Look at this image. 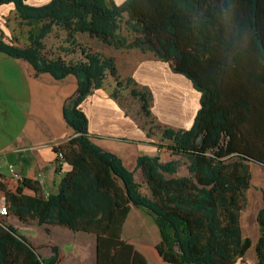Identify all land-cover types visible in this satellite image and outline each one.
<instances>
[{
    "label": "trees",
    "instance_id": "trees-1",
    "mask_svg": "<svg viewBox=\"0 0 264 264\" xmlns=\"http://www.w3.org/2000/svg\"><path fill=\"white\" fill-rule=\"evenodd\" d=\"M14 4L31 30L28 44L0 37V53L30 64L37 75L78 80L64 116L76 138L56 148L71 168L58 191L41 194L37 183L22 185L36 195L6 192L10 213L23 222L58 224L74 232L120 240L133 208L149 213L160 233L156 250L167 264H237L252 247L242 233L252 174L249 163L264 166V137L250 133L254 109L264 96V0H52L35 7ZM123 24L135 35L123 33ZM67 36L62 54H46V39L55 31ZM120 50L151 53L186 77L201 95L190 129L160 124L153 114L154 96L132 77H123L116 58L95 51L80 37ZM78 53L76 58L67 54ZM111 78L113 99L131 115L123 92L137 103L133 116L149 138L169 142L174 158L141 156L138 167L152 197L143 195L134 175L113 153L94 144L84 101ZM263 97V98H262ZM166 147V146H163ZM185 167L186 175H180ZM5 186L0 181V189ZM10 215V214H9ZM260 237L256 264H264V208L257 214ZM178 251L176 250V248ZM40 260L36 249L17 231L0 227V264H56Z\"/></svg>",
    "mask_w": 264,
    "mask_h": 264
},
{
    "label": "crops",
    "instance_id": "crops-1",
    "mask_svg": "<svg viewBox=\"0 0 264 264\" xmlns=\"http://www.w3.org/2000/svg\"><path fill=\"white\" fill-rule=\"evenodd\" d=\"M50 1L25 0L31 6H41ZM11 15H13L14 21L18 23L15 29L12 28V33L9 25ZM0 29L9 35V38L4 39L5 42L13 43L17 46H26L28 44V31L31 29L18 17L14 4L0 5ZM13 33L16 36H12ZM120 52L124 53V50H120ZM130 52L133 53V56H126L122 61L116 55H107L116 58L119 71L123 77L130 76L134 78L140 87L153 89L152 80H146L141 77L143 75V72L140 71L142 70V64L146 70L156 69L159 71L163 69L166 76L174 77L177 82H186L188 84L189 87H186L187 91L185 92L190 94L192 97L189 98H193L196 103V112L188 123L182 121L183 119L180 120V118H178V121L177 119L174 121L169 114L159 112L154 94L152 111L160 124L164 126L176 129H190L200 109V93L194 89L190 81L186 80L182 75L175 74L170 65L159 61V59L157 60L153 54V59L146 61L145 59L150 56L142 55L139 50H131ZM0 55H5L6 57L0 56V60L13 59L16 61L14 63L23 70V79L26 78L28 89V106L27 109H24V121L16 135L10 138L7 134V129H2L4 124L0 123V135L1 137L2 134L4 135L3 138L0 137V181L5 186L0 189L1 206L7 204V191L17 193L19 188H22L24 195H36L32 189L22 185L24 181L37 183L41 194L45 196L58 191L61 180L71 168L59 158L56 148L77 136L65 119L64 107H66L67 100L78 91V80L75 76H69L62 81H58L53 75H37L30 64L11 58L3 53H0ZM124 60L125 62H123ZM114 89V82L108 87L106 82L103 89H97L82 104V109L89 119V136L92 142L104 151L118 156L128 170H136V173L141 172L142 175L143 173L138 167V159L141 156L159 157L161 162L164 163L171 161L174 156L171 155V152L166 147H163L166 142H162L160 136L148 137L147 133L135 121L136 119L131 115H127L122 110L121 104L113 99L112 93ZM183 94L185 93H182V96ZM186 98L189 102V98ZM171 111V113H176V117L183 115V112H178V109L171 108ZM164 115L167 117L169 115L171 124L164 118ZM249 165L252 180L248 193L250 195L256 193V197H254L261 204L257 210H254L251 203L249 205L248 194L247 210L251 208V216L255 224H253V219L251 220L252 223L243 221L244 214L248 212L246 211L242 214L241 225L243 237L252 240V247L244 259L250 254L249 258L253 264H256L255 247L260 237L259 226L256 221L257 214L264 208V166L256 162H251ZM10 166H13L21 175V181L12 176ZM256 169H260L263 172H259ZM142 178L145 181L144 176ZM146 215L153 222L152 217L146 214L143 209L133 208L126 221L120 240L74 232L58 224L41 226L36 220L23 222L20 217L12 213L6 217L0 216V227L7 225L17 231L22 238L34 246L40 260L44 262L57 258L56 264H113L120 260L124 262L126 258H133L139 264H152L151 259L154 256L160 261L163 260L156 250V246L160 244V233L153 222L159 233V242L153 249L150 242L145 239L148 238L147 232H144V224L147 222ZM142 216H145V219ZM135 220L137 222L140 221L137 225L141 229H136V232H133V238L127 237L129 226H137L132 224ZM139 237L144 239V241L130 242L132 239L133 241L141 240ZM126 241H128L129 245H125ZM131 245L132 248L130 247ZM162 264L167 263L162 261Z\"/></svg>",
    "mask_w": 264,
    "mask_h": 264
},
{
    "label": "rangeland",
    "instance_id": "rangeland-1",
    "mask_svg": "<svg viewBox=\"0 0 264 264\" xmlns=\"http://www.w3.org/2000/svg\"><path fill=\"white\" fill-rule=\"evenodd\" d=\"M113 1L117 5H121L127 0H123V1L113 0ZM47 4H44V5H47ZM44 5H41V6H44ZM35 7H40V6H35ZM11 17L9 18L10 19L9 25L11 26L10 32L12 33L13 31L12 28L15 29L18 23L14 21L15 19H13V15H11ZM123 26H124L123 27L124 35L130 39H134L135 35L129 32L127 30V27L124 24ZM8 36H9L8 34H6L3 30L0 29V37H2L3 39H6V38H9ZM12 36H16L15 33H13ZM66 38L67 36L64 32L55 30L46 39V44H47L46 54L50 57H55L57 55L62 54L61 50L63 46L65 45ZM79 41H81L82 44L88 45L89 47L93 48L95 51H101L105 54L116 55L117 57H119V60L121 61L126 56H133L132 55L133 53L130 52L131 50L130 51L124 50V53H122L112 47L104 46L98 41L89 39L87 36L80 37ZM143 54L146 56H150V57H147V59H145L146 61L152 60L154 57L151 53H143ZM67 55L69 58H76V56H78V53H75V54L71 53ZM0 56L5 57V55H0ZM14 62L16 61H14L13 59L0 60V123L4 124L2 129H7V134L10 138L16 135V132L19 130L20 125H22L24 121V109H27V106H28L27 81H26V78L23 79L24 77L23 70L20 69L18 65L15 64ZM123 62H125V60ZM141 69L142 70L140 71L143 72V75H141V77L142 78L144 77V79L146 80L151 79L153 82L151 83L153 89L151 90L149 87L148 88L155 95V102L157 103L156 105H158V108H159L158 111L161 113L163 112V114H169L174 121L176 119L178 121V118H180V120L183 119L182 121H184L185 123H188L192 119V115H194L196 112L195 100H193V98L190 99L192 96L188 94L187 92H185L187 91L186 87H189L188 84L186 82L185 83L177 82V80H175L174 77L166 76L163 69L159 71L156 69H152V70L148 69L150 71L149 73L148 70L144 69L143 64H142ZM184 78L188 80L186 77ZM112 82H114L113 79L109 78L107 80V87L110 86ZM182 93H185V94H183L182 96ZM123 96L125 97L126 104H127L126 106L128 107L131 113V116L132 117L135 116L136 111L138 110V106H137V103L131 99L129 89L123 92ZM186 97L188 98L190 97L189 102L187 101ZM260 105H261L260 107H257V109H254L253 116L251 117V123H250L251 124L250 133L252 134V137H253V139L251 140L256 141V142H261L262 141L261 139H263L264 137V98L261 101ZM171 108L178 109V112L179 111L180 113L183 112V115L176 117V113H171L172 112ZM168 117L164 115V118H166V120L170 123L169 119L171 118L170 117L168 118ZM171 128L176 129L174 127H171ZM3 137L4 135L2 134L1 138ZM169 144H170L169 142H166L164 146H166L167 148ZM255 168H258V167H255ZM256 170L257 171L259 170V172L261 171L260 169H256ZM130 172L133 173L136 182L140 184L141 193L151 198L152 197L151 191L146 181L143 180L142 178L143 175L141 174V172L136 173V170L130 171ZM186 174H187L186 168L182 167L180 170V175H186ZM253 177H254V172H253ZM255 194L256 193H254L253 195L249 194V205L251 203V205L253 206V209L257 210L258 206H260L261 203L255 198L256 197ZM246 211L248 212L244 214L243 221L245 223L246 222L250 223L251 220L253 219L251 216L252 214L251 208L249 210L246 209ZM145 213L149 214L147 213V211H145ZM142 218L145 219V216H142ZM146 221H147L146 224H144V232H147L148 238H145V239L148 240L151 244V247L155 249V245L159 242V233L148 215H146ZM137 223H140V221L137 222L135 220L132 224L137 225ZM253 224H255L254 219H253ZM136 229H141V228H139V225H137L136 227H133L132 225H130L127 230V237L130 236L131 238H133V232H136ZM135 241L140 242V241H144V239L141 238V240L138 239L134 241L132 239L130 242L134 243ZM127 244H128V241L125 242V245ZM132 245L130 246L131 248H132ZM175 248L178 251L177 247ZM249 255L250 254L247 255V258L245 259L243 258V260H240L237 264H253L252 260L249 258L250 257ZM151 263L152 264H162V261H160L157 257L154 256L151 259ZM113 264H139V263L138 261H136V259L126 258V261L124 262L120 260Z\"/></svg>",
    "mask_w": 264,
    "mask_h": 264
},
{
    "label": "built area",
    "instance_id": "built-area-1",
    "mask_svg": "<svg viewBox=\"0 0 264 264\" xmlns=\"http://www.w3.org/2000/svg\"><path fill=\"white\" fill-rule=\"evenodd\" d=\"M59 158L63 161V155L62 154H59ZM1 167V165H0ZM10 171H11V174L12 176L15 178V179H18V180H22V177L21 175L17 172V170H15V168L13 166H10ZM50 194H47V197H49ZM10 214V211H9V207L7 204L5 205H1L0 206V216L1 217H6V216H9Z\"/></svg>",
    "mask_w": 264,
    "mask_h": 264
}]
</instances>
